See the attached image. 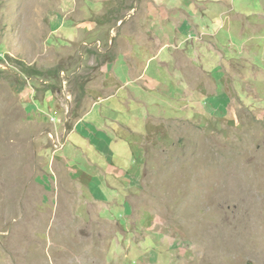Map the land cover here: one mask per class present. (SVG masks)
<instances>
[{"label": "rangeland", "instance_id": "rangeland-1", "mask_svg": "<svg viewBox=\"0 0 264 264\" xmlns=\"http://www.w3.org/2000/svg\"><path fill=\"white\" fill-rule=\"evenodd\" d=\"M144 1L0 0V264H264V0H176L212 5L206 38L231 57L195 113L176 97L130 112L107 83L119 19ZM74 145L119 176L90 183Z\"/></svg>", "mask_w": 264, "mask_h": 264}, {"label": "crops", "instance_id": "crops-1", "mask_svg": "<svg viewBox=\"0 0 264 264\" xmlns=\"http://www.w3.org/2000/svg\"><path fill=\"white\" fill-rule=\"evenodd\" d=\"M89 1L98 6L110 0ZM144 2L142 15L139 14L135 5L134 11L126 13L119 19L121 28L125 30L124 36L121 37L123 44L118 49V55L102 66L107 83L109 86L115 83L113 86L118 93L122 89L128 90V97H131L129 101L134 105L130 112L138 110L136 108L138 106H158L157 102L169 104L167 102L176 97L174 102L177 101L178 109L187 111L183 109V106H186L185 108L189 109L188 113H195L193 104H200L198 97H202L200 90L196 89L202 87V84L199 83L203 82V85L206 86L205 80H209V83L217 82V88H219V83L224 85L226 69L219 65L223 61H227L226 63L229 65L231 60L228 53L213 42L216 39L206 38L220 34V31L211 34L213 26L208 22L204 23L205 17L206 20L214 22L212 17H215V13L209 9L211 4L208 3L200 14L199 11H194L176 0H146ZM216 2L227 3L223 0H217L214 3ZM223 8L225 6H221L219 10L223 15L232 10L231 6H229V10L222 11ZM78 26L89 32L88 41L101 43L99 32L102 28L99 25V20H82ZM112 41L114 42V38ZM113 45L110 44L106 51L101 49L98 51L100 54L111 51ZM216 62L218 64L215 65ZM120 64L124 66V69L119 67ZM231 67L230 65L226 67L229 72ZM205 74L206 79L204 80L203 75ZM224 93L222 91L218 94L224 95ZM218 94H212L210 97L213 96L212 98L215 99L216 96H219ZM116 98L117 94L113 92L103 102L113 101ZM104 118L107 119L108 116H104ZM113 120L117 121L118 119ZM73 147L77 153L73 152L71 161H75V158L81 155L86 159L85 163L83 160L82 162L76 161L80 165V170L78 168L76 173H85L89 177L90 183L93 178L97 180L99 178V182L103 183L106 181L108 173L119 176L118 167L111 165L103 167L99 163L98 156L92 153L90 148L84 151L80 145ZM85 167L89 171L84 172ZM84 182L87 181L84 180Z\"/></svg>", "mask_w": 264, "mask_h": 264}, {"label": "trees", "instance_id": "trees-1", "mask_svg": "<svg viewBox=\"0 0 264 264\" xmlns=\"http://www.w3.org/2000/svg\"><path fill=\"white\" fill-rule=\"evenodd\" d=\"M11 60H14V59H12V58H10ZM1 60V59H0ZM16 62V66L18 67V68H20V70H21V72L22 73H24V74H26L28 77H31V76H33V75H43V74H45L44 72H42V71H39V70H37V69H35L34 67H32V66H29V65H27V64H25V63H23V62H21V61H15ZM56 72V70L54 71V70H51V73L50 72H48V73H50V74H48V75H51V74H53L54 76H57V73H55Z\"/></svg>", "mask_w": 264, "mask_h": 264}]
</instances>
